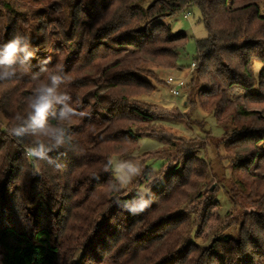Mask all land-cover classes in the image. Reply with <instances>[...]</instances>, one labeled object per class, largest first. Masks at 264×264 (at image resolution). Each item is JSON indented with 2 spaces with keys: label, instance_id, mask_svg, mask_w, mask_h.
<instances>
[{
  "label": "trees",
  "instance_id": "16d2710c",
  "mask_svg": "<svg viewBox=\"0 0 264 264\" xmlns=\"http://www.w3.org/2000/svg\"><path fill=\"white\" fill-rule=\"evenodd\" d=\"M192 8L207 36L196 40L182 94L190 88L189 99L209 108L256 206L206 245L195 241L203 219L190 212L170 241L169 220L157 221L167 194L138 190L150 173L131 195L113 196V158L158 118L137 102L154 89L141 66L178 68L188 36L165 20ZM17 37L26 52L0 68L9 73L0 75V264H264V0H0V50ZM53 77L70 99L35 129L31 104ZM66 108L74 112L62 117ZM138 200L149 206L134 212Z\"/></svg>",
  "mask_w": 264,
  "mask_h": 264
},
{
  "label": "rangeland",
  "instance_id": "374dc122",
  "mask_svg": "<svg viewBox=\"0 0 264 264\" xmlns=\"http://www.w3.org/2000/svg\"><path fill=\"white\" fill-rule=\"evenodd\" d=\"M186 12L190 13L188 17H185ZM165 23L175 32H185L188 38L179 50L178 68L141 66L140 76L151 81L154 89L139 96L137 102L148 106L158 118L153 124H142L145 125L143 129L147 128L143 132L144 137L113 158L118 184L113 196L119 199L126 194L131 195L144 178V173H150L147 186L138 190L146 195L155 189L160 192L158 196L167 194L166 199L157 205V212H163L157 221L160 217L169 220L166 228L172 232L170 241L177 240L176 233H184L185 215L190 212L194 214L196 223L203 219L195 241L206 245L217 233L233 232L241 221L252 218L248 215L255 213L256 206L247 194L252 184L237 172L233 154L225 146L226 134H222L209 108L198 98L196 102L189 99L190 88L175 97L165 82L169 75L190 79L191 64L196 57V40L207 36L200 11L192 8L178 12L168 17ZM261 67L256 62L254 73ZM154 71L158 76L155 79L151 78ZM227 129L226 133L231 135V128ZM182 167L183 173L180 174ZM168 177V183L164 182ZM238 180L244 181V188L233 185ZM176 212L183 216L171 221L170 217ZM165 246L158 243L154 253L165 249ZM72 258L79 260V252L75 251Z\"/></svg>",
  "mask_w": 264,
  "mask_h": 264
},
{
  "label": "clouds",
  "instance_id": "9594fccd",
  "mask_svg": "<svg viewBox=\"0 0 264 264\" xmlns=\"http://www.w3.org/2000/svg\"><path fill=\"white\" fill-rule=\"evenodd\" d=\"M27 46H22L21 39L19 37L13 39L9 42L2 50H0V68H8L16 62V56L19 52H26ZM32 53L27 52L26 58L31 57ZM2 76H7L9 73L4 71L0 73ZM59 83V79L53 77V87L41 86L37 91L36 98L31 104L33 114L31 115V126L35 129H45L46 119L49 111L57 104H64L65 101L69 100L70 97L66 94H59L56 90L55 85ZM68 112H74L73 109H65L61 113V116L64 117ZM81 116L88 115L86 112H81ZM25 129H18L17 134H21ZM57 142L60 143V139H57ZM30 155H35L43 158L44 153L42 151L32 150ZM149 206L148 201H141L133 211H142Z\"/></svg>",
  "mask_w": 264,
  "mask_h": 264
},
{
  "label": "built area",
  "instance_id": "2783aa9c",
  "mask_svg": "<svg viewBox=\"0 0 264 264\" xmlns=\"http://www.w3.org/2000/svg\"><path fill=\"white\" fill-rule=\"evenodd\" d=\"M189 14H190L189 12H186L185 17H188ZM194 67H195V63L193 62L191 64V70H193ZM165 82L166 85L169 86L172 95H174L175 97H179L182 95V89L187 83V78L186 77L178 78V77H174L173 75H169Z\"/></svg>",
  "mask_w": 264,
  "mask_h": 264
}]
</instances>
